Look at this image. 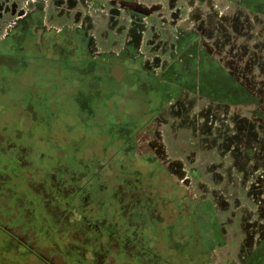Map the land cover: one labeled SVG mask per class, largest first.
<instances>
[{
	"label": "rangeland",
	"instance_id": "374dc122",
	"mask_svg": "<svg viewBox=\"0 0 264 264\" xmlns=\"http://www.w3.org/2000/svg\"><path fill=\"white\" fill-rule=\"evenodd\" d=\"M3 1L0 0V4L5 5ZM14 2L8 0L10 7ZM145 2L150 5L152 16L142 21L147 28V45L142 49L144 59H122L121 68L110 65V71L105 72L113 74L112 78L101 76L104 73L99 71L102 60L98 55L102 51H105V56L107 53H119L121 50L115 49L119 46L115 41V47L109 43L98 44L97 58L93 57V61L80 63L85 59L79 57L74 67L70 60V63L64 61L61 66L73 78L70 80L73 93L67 99L68 105L65 102L64 106L79 110V114L74 110L71 119L70 115H61L69 113L64 106L56 109L50 102L49 89L52 87H47L52 79L44 81L43 77H39L41 80L37 79L39 82L35 83V89L30 90L29 80H34V73L26 71L22 76L16 75L17 79L26 78L24 80L28 84L17 85L16 91L20 96L16 95V100H23L16 103L15 111L13 108L8 116L4 115L3 124L7 127L9 122L15 126L21 140V130L26 129L34 134L36 128L51 126L55 113H59V116L53 128H62L59 125L61 119H70L71 124L66 131L67 137L71 136L68 140L72 147L87 152L89 147L95 146L93 152L86 153V157H90L86 158L89 163L79 167L84 168L82 174L74 173L72 178L65 179L66 188L72 191L80 185V176L90 173L99 162L104 163V170L112 174L114 185L134 172L150 182L153 174L150 162H147L150 160L165 165V168L169 166L173 173L178 169L181 173L178 178H172L174 175L168 171L169 176L173 175L168 176L171 181L167 189L175 194L174 207L172 212L165 211L164 214L168 218L164 222V229L170 244L169 250L162 252L164 255L158 254L162 259L160 263L264 264V105H261L264 104V12L248 7L257 2L261 8L264 0ZM96 3V0L88 1L87 7H84L87 12L90 11L87 13L83 6L70 8L68 3L45 1L46 10L42 11V17L37 15L29 19V28L24 29V35L14 30L16 23L19 25V18L9 15V28L0 24L1 77L6 73H16L23 68L21 65L28 69H34L35 65L49 69V66H53L50 61L54 64L61 53L63 58L64 51L48 49V55L40 57V60L39 54L43 53V49L39 53L35 43L43 48L44 27L52 23L56 25L63 21L70 27L81 26V12L91 14L97 27L95 33L100 35L97 39L103 41L106 37H100L106 31L110 13L108 7L100 11L102 8L98 3V9ZM30 4L27 10L30 7L34 12L32 2ZM50 8L54 9L53 12ZM196 9L201 10L200 19L194 17ZM212 11H216L214 13L217 15L209 18L207 13ZM127 13L125 17H128ZM226 14L228 17L222 16ZM78 16L80 18H76ZM33 21L37 24L35 29L32 27ZM150 26L151 30L148 28ZM29 37L35 39L33 43L27 41ZM177 44L183 48L178 50ZM161 51L165 52L160 56L161 64H158ZM183 51L185 53L180 54ZM62 58L61 61L64 60ZM134 71L137 74L134 75L135 82L131 84L152 105L153 112L156 109V124L161 130V149L158 151L155 148L153 156L149 158L147 139H142L145 131L137 126L136 120H131V116L122 115L121 105L110 101L116 94L113 80L122 82L120 91L123 92V86L128 83L127 72L132 74ZM5 79L3 76L2 80ZM17 79L16 82L21 80ZM27 89L29 91L24 92ZM25 109L29 110L28 114L16 115ZM53 128L46 130V134L56 136ZM81 133L85 134L83 139L77 137ZM225 138L230 139L226 146L223 145ZM46 142L44 139L40 141ZM245 149H248V154H245L248 163L241 166L236 159L241 160ZM115 150L125 155L124 163L114 155ZM128 152L136 156H126L130 154ZM163 170L160 166L158 172L163 173ZM256 187L261 189L263 197L257 193ZM40 190L34 187L32 192L38 196ZM45 196L50 202V195L46 193ZM178 196H183L182 203ZM15 200L14 205L0 197V264H7L3 249L10 252L15 250L13 242L8 241L6 231L26 239L36 255L50 259L53 264H63L59 258H55L58 257L55 256L59 253L58 248L36 241L39 239L35 236L36 232L25 224L30 221H17V208L23 212L24 206L22 201ZM52 209L53 212L49 207L53 219L61 224V215H66V212ZM68 221L66 218L63 222ZM27 253L30 252L23 249L20 255L27 257ZM109 264L116 263L112 259Z\"/></svg>",
	"mask_w": 264,
	"mask_h": 264
},
{
	"label": "flooded vegetation",
	"instance_id": "af4514ba",
	"mask_svg": "<svg viewBox=\"0 0 264 264\" xmlns=\"http://www.w3.org/2000/svg\"><path fill=\"white\" fill-rule=\"evenodd\" d=\"M45 1L59 2L62 4L68 3L70 5V8L83 6V10L87 12V9L84 7H87V3L89 0H15L14 4L11 7L8 4V0H4L3 2H5V5L0 4V24H5L7 25V28H9V15L15 16L17 19L19 18V25L17 26L16 23L14 30L16 31V33L24 35V29L29 28L27 24L28 20L32 19V17L35 18L37 15L42 17V11L46 10L45 5L43 4ZM96 1H98L101 6L100 8H102L100 11L104 10V8L106 7L109 8L110 15L108 16V22H106V31L100 37L106 38L103 41H98L97 38L100 35H97L95 33L97 27L94 24V21H92L91 14H87L90 11H88L87 13L81 12L83 16L81 26L70 27L66 24H63L64 22L62 21L59 24H56L58 26L53 25L55 23H52L51 25H49V27H44V35L42 39L44 41L43 48L35 43V48L39 50V53L43 49V53L39 54V58L42 56L46 57L49 53L47 52L48 49H55V51H57L58 49V51H64V55H66L62 59L70 55L67 54L68 52L66 50L72 49L73 51L74 49H80L84 50V53L87 55L86 62H88V60L93 61V57L97 58V47L98 49L100 47L98 44L106 45L107 43H109L111 44V47H115L116 44H114V42L117 41V45L119 46H116L115 49L117 48L121 51L119 53H113L115 55L114 59L109 58L114 56L110 53H107L105 56V51L100 52L98 55V58L102 60L99 69L104 71L102 72L104 74L101 75L104 77H111L113 74L109 75L105 72L108 73V71H110V65H118V67H120L119 65L121 64L122 59L132 60V58L135 59L137 57H140V59H144L142 49L147 45V38L145 35L147 28L143 25L142 21L146 18L147 20H149L152 16L150 5L145 2L146 0ZM173 1L174 0H172V2ZM30 2H32L33 4V9L35 10L34 12L30 10V7L29 10H27L28 5H31ZM98 3H96V5H98L97 8L99 9ZM50 10L53 12L54 9L50 8ZM196 10L197 11L194 13V17H199L200 19L202 17L201 10ZM178 11L180 12L179 9ZM125 12H128V17H125ZM214 12L216 11L207 13L208 17L212 18L214 15H217ZM222 16L228 17L227 14ZM76 18L80 17L78 16ZM39 25L43 27L41 21H39ZM32 27L34 29L37 27L36 22H34ZM148 28H150L151 30V26ZM29 38L30 40L27 41H29V43H33V40L35 39H33V37ZM177 45L178 50H181L183 48L180 47L179 44ZM110 52H113V50ZM164 52L165 51H161V53H159L158 64H161L160 56ZM184 53L185 51L180 54ZM89 54L91 56L90 58ZM40 60L42 59L40 58ZM64 61L69 62V59L66 58V60ZM207 69L208 68H206V70ZM134 73L137 74V71H134ZM180 97H184V95H181ZM155 111L156 109L154 110V112ZM154 112L153 110L151 111L152 115L150 116L148 126L146 127V131L142 137V139H147V152L149 153L148 158L153 156L155 148L158 151H160L161 149V145L159 143V134H161V130L160 127H158L156 124L157 119ZM228 141L230 142V139L228 140L225 138L223 145L226 146ZM135 150L137 151V149ZM136 151L133 152L136 154ZM245 151L246 153H243L244 156H242L241 160L236 159V163H239L241 166H243V164L247 166L248 163V160L245 158V154H248V149H245ZM162 161L165 162V159L162 158ZM147 162H150L149 164L152 169L151 171L153 172L152 176H150V182H148L149 185L147 186H142V184L138 185L136 183L137 181L135 182V185L133 183L131 185H123L122 181H119L118 185H114L112 176L109 181L101 179L100 175L103 172H100V170L96 173L91 170L90 173L80 176V180H82V183L80 182V185L76 186L74 191H72L71 188H66V186L64 188H48L45 186L44 188H42V186L40 185L39 188L41 189V195L45 193L49 194L50 200H53L52 202H50L51 204H55L54 200H56L57 206H59V208L65 209L71 213L67 214L66 212V215H61V224H58L57 219H55L54 223H52V227L47 222H45V233L39 232L37 228L39 224L38 221H35L34 225L36 226L32 227H30V222L25 224H28L29 228L33 229L36 232L35 236H38L39 239L36 240L38 242H41L43 239L76 238L81 241H86L88 243L97 245L98 247L97 253L95 254L94 263L98 262L99 264H105L107 257H109L110 255L112 256V253L114 252L115 254H118L120 249H123L126 256L132 258L136 257L143 263L162 264L160 263L162 259L158 257V254L162 253L164 250H169L170 244V241L164 229V222L168 220L166 215H164L166 210L165 207H169L173 210V195H175L173 192H170L169 189H167L168 184L171 181L169 177H172L174 175L172 178H178L181 173L178 169L175 173H173L172 171H170L171 169L169 166H166L165 168V165L151 162V160ZM160 166L164 168L163 173L158 172L160 171ZM98 168H104V164L101 165V167L100 165H98ZM168 171L173 175L169 176L170 174L168 173ZM87 177L89 180L85 184L83 183V181ZM69 182L70 181H68V184ZM102 187H109L108 189L110 190V193L108 195V200L112 201V207L109 208L110 210H112V212L108 210V213L110 214V221L104 215L105 211H102L105 205L103 201L104 199L106 200V196H101L103 191L101 189ZM256 189L258 191L257 193H259V195L263 197L261 189L257 187ZM37 197L39 199L41 197L40 194L38 196L35 194L33 199L36 200ZM182 197L183 196L177 197V199L181 201V203L183 202ZM75 199H79V202H81V204L78 203V206H80L77 209L74 208V206L76 205L74 204ZM8 202L12 203L14 201L8 200ZM9 203H7V206H9ZM143 208L145 209V211L141 212L140 210ZM123 215H130L132 219H129L128 228L125 229L126 232L124 234L121 233V219ZM74 216L77 220L76 222L72 223L71 220H73ZM66 218L69 219L68 223L63 222ZM152 220H155V223L149 224V221L152 222ZM56 227H58L59 229L57 230ZM6 232L8 235V241L13 242V247H15V249L28 250V252H30V255L36 254L35 251L31 249L32 246L29 244V242L26 241V239L21 238L20 236L16 237L15 234L10 233L9 231ZM162 255L164 254L162 253Z\"/></svg>",
	"mask_w": 264,
	"mask_h": 264
},
{
	"label": "trees",
	"instance_id": "16d2710c",
	"mask_svg": "<svg viewBox=\"0 0 264 264\" xmlns=\"http://www.w3.org/2000/svg\"><path fill=\"white\" fill-rule=\"evenodd\" d=\"M248 7L252 8L253 10L255 9L256 11L262 10L264 12V4L260 8L256 2V4H252L251 6L248 5ZM50 50L53 51L54 49H50ZM66 51L68 52L67 54H70L66 58L71 61V63L70 62L69 63L73 67H74V63L77 64V62H79L80 60L79 57H81V59L82 58L85 59V61H81L80 63L86 62L87 55L84 53L85 52L84 50L74 49L72 51V49H70ZM59 57H58L59 59L62 58V53L60 54ZM90 57L91 56L89 54V58ZM66 58H64V60H66ZM109 58L114 59L115 56H112ZM59 59L58 61L54 62L56 66L53 63H51V61L49 62L50 65H53V66H49L50 70L43 69L39 65H35L36 69L35 68L34 69L24 68V65H21V67H23L24 69L22 68L16 73L10 72L11 74L10 73L3 74L2 77L4 76L6 78L5 80H2V77L0 75V194H1L0 197L3 199L6 198L7 201L8 200L14 201V199H16L17 201L18 200L22 201L24 208H23V212L20 208H17L18 209L17 210L18 211L17 221L28 220L30 221V227L36 226L34 225V222L38 221L39 224L37 228L40 233H45V230H44L45 224H46L45 222H47L50 226L52 225V223H54V219L52 217L53 214L50 212V211L53 212L52 208H55L58 210L60 209V211L63 210L67 212V214H70L71 212L65 209L59 208V206H57L56 200H54L55 204L50 203L53 200L48 202V200L46 199H49V198H47L46 196L44 197L46 193L41 195V192H40L39 194L41 197L39 199L37 197V199L34 200L33 197L35 196V193L32 192L33 188L39 187L40 185L42 186V188H44V186L48 188H54V187L64 188L65 182H66L65 179L67 177L72 178V175L74 173L79 174V175L82 174V171L84 170V168L80 169L79 167H81V165H83L84 167L85 164L89 163V161L86 158H90V157H86L87 155L86 153L93 152L94 151L93 147H95V146L89 147V150L87 152L79 148L80 151L85 152L83 154L78 149L73 148L72 147L73 144L71 145L69 143L68 138H71V136L67 137L66 130H67L68 125L71 124L69 123V120L74 117L73 112L74 110H77V108H73L71 106L69 107L66 105L64 106L65 102L67 104V99L73 93L72 82H70V80H72L73 78L71 77L70 72L67 71V69L63 68V66H61V64L64 63V60L61 61ZM112 70L113 68L111 69V71ZM26 71H28L29 74L34 73L33 75L34 80H29L30 90L35 89V83L39 82L37 79L41 80L39 77H43L44 81H47V79L49 78L50 80L52 79L50 85L47 87V88L52 87L51 89H49L50 102L52 105L55 106L56 109H61L64 106V108L67 109L69 113H66V114L64 113L61 115L63 117L70 115V119H66V118L61 119V121L59 122V125L62 128H59V129L53 128L54 126H56L54 123L58 119L57 116H59L58 115L59 113L56 114L53 111L55 114H53L52 116L53 120L51 119L52 121L51 126L46 125L40 128H36L37 131L34 134L33 132H31L32 135L28 133L26 129L24 131L21 130L22 137L20 140L19 131L16 130V127L10 124L9 122H8L9 125L7 124L8 125L7 127L4 126L3 117L4 115L8 116V113L12 112L11 110H13V108H14L13 111H15L16 103H18L20 100H23V99L16 100V95L20 96V94L16 91L18 88L17 85L19 83H21V85H23V83L28 84V81L24 80L26 78H22V77L19 78L21 79L19 80L16 78V75L22 76V74H24ZM99 71L104 72L101 69H99ZM124 72H126V70H124ZM132 74L130 72H127L126 77H127L128 83L126 84V86H123L124 87L123 92L120 91L121 90L120 86L122 82L118 81L117 79L113 80L112 82L113 90L115 91L116 94L113 95L114 97L110 101L112 102V104H116L115 102H117V104L121 105L123 107V109L121 110L122 115L124 117L131 116V120H136L137 126L143 131H146V127L148 126L150 116L152 115L151 113L152 105L148 102V100L145 97H143V95L138 91V89L135 90V87L132 86L131 83L133 81L135 82L134 75H136L133 72ZM112 77L113 75L111 76V78ZM16 79L19 81L16 82L15 81ZM111 89L112 88H110L109 91H111ZM28 91L29 89L25 90L24 92H28ZM26 95H28V93L24 94V96ZM119 97L122 100L118 99ZM25 104H28V103H25ZM28 111L29 110L25 109L24 112L22 111V113H19L16 115L28 114L29 113ZM76 113L79 114V110H77ZM38 125L41 126L40 124ZM51 128H53L57 132L56 136L51 135L50 133L46 134V130H49ZM27 134L31 136L28 138ZM78 136H81V138L83 139L85 134H82V133L77 134V137ZM41 139H44V141H47V142L40 143ZM56 143H58V146L56 145ZM114 155L119 159L121 163H124L126 161V157L122 152L115 150ZM132 155L135 156L132 153L126 154V156L134 158ZM97 164L100 165L101 167V165H103L104 163L99 162ZM123 166L125 167L127 165H123ZM105 167L106 166L104 165V168ZM104 168L101 169V168H98L97 165H95L92 170L95 173L100 170V172H103L100 175L101 179H105L106 181H109L111 178L110 171H105ZM21 173H24V174L22 175ZM134 173L135 174L124 177L121 180L122 183L124 185L125 184L131 185L132 183L135 185V182L137 181L136 183L138 185H141V184L142 186H145V184L149 185V183L146 180L144 181V179H141V176H138L136 172ZM14 175L16 177H14ZM88 180L89 179L87 177L83 182L86 184ZM108 188L109 187L107 188L102 187L101 189L103 191H102V194L101 193L100 194L103 197L106 196V200L104 199L103 201L105 205L102 211H105L104 215L110 221V216H109L110 214L108 213V210H110L109 208L112 207L111 206L112 201L108 200V195L110 193V190ZM1 190H4V191H1ZM78 203L81 204V202H79V199H75L74 200V204H76L74 206L75 209H77L80 206V205L78 206ZM13 204H15V202H13ZM49 207L51 208L50 211H49ZM165 209H166L165 211H168L169 213L172 212V209L169 207H165ZM110 211L112 212V210ZM140 211L141 212L145 211V209L143 208ZM25 213L28 214L27 217L24 216ZM74 219H76L75 216L73 217V220ZM129 219L132 220L130 215L122 216V219H121L122 221L121 233L122 234H124L126 232L125 229L128 228ZM151 223L154 224L155 220H152V222L149 221V224ZM56 229L58 230L59 228L56 227ZM2 254H3V257L6 256L7 258L8 256L7 253L2 251ZM6 263L8 264L7 260H6ZM22 264H28V263L22 262Z\"/></svg>",
	"mask_w": 264,
	"mask_h": 264
},
{
	"label": "crops",
	"instance_id": "0c3cea01",
	"mask_svg": "<svg viewBox=\"0 0 264 264\" xmlns=\"http://www.w3.org/2000/svg\"><path fill=\"white\" fill-rule=\"evenodd\" d=\"M45 245H50L53 248H58L59 253H56L55 258H59L64 264H99L98 262L94 263L95 254L97 253V245L93 243H88L86 241H81L79 239H43L41 241ZM14 248V247H13ZM8 264H22V262H27L28 264H53L50 259L36 254H28L27 257L21 256L23 252L22 249H15L14 251H6ZM113 255L106 258L105 264L113 259L116 264H147L143 263L139 259L126 256L123 249H120L118 254L112 253ZM51 258V257H50ZM54 259V258H51ZM20 262V263H19ZM48 262V263H47ZM55 264V263H54ZM58 264V263H56Z\"/></svg>",
	"mask_w": 264,
	"mask_h": 264
},
{
	"label": "bare ground",
	"instance_id": "6f19581e",
	"mask_svg": "<svg viewBox=\"0 0 264 264\" xmlns=\"http://www.w3.org/2000/svg\"><path fill=\"white\" fill-rule=\"evenodd\" d=\"M20 263V262H19Z\"/></svg>",
	"mask_w": 264,
	"mask_h": 264
}]
</instances>
